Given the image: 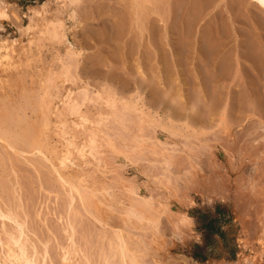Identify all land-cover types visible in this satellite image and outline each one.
Listing matches in <instances>:
<instances>
[{
    "label": "rangeland",
    "instance_id": "obj_1",
    "mask_svg": "<svg viewBox=\"0 0 264 264\" xmlns=\"http://www.w3.org/2000/svg\"><path fill=\"white\" fill-rule=\"evenodd\" d=\"M157 1H2L9 15L0 36L23 42L0 76V136L29 128L34 139L13 150L0 138V209L17 218L0 216L1 262L19 251L13 236L38 264H264V243L256 245L259 234L264 242V153H255L264 145V93L242 98L254 115L238 126L233 79L241 48L264 58V11L238 0L232 11L220 0ZM54 17L62 31L45 38L40 26ZM68 88L85 91L87 119L67 115ZM214 99L223 117L209 113ZM59 122L76 144L93 139L92 158L71 154L75 170L57 163ZM181 219L187 227L177 233Z\"/></svg>",
    "mask_w": 264,
    "mask_h": 264
},
{
    "label": "bare ground",
    "instance_id": "obj_2",
    "mask_svg": "<svg viewBox=\"0 0 264 264\" xmlns=\"http://www.w3.org/2000/svg\"><path fill=\"white\" fill-rule=\"evenodd\" d=\"M3 1V0H2ZM1 0H0V28L2 29V30H4L5 28L4 27H2L3 26V20H5V18H7L8 17V15L6 14V10H5V4L2 2ZM128 1V0H127ZM131 1H133V0H131ZM143 2V0H140V2ZM152 1V3L154 2V6H156V3L158 4V1L157 0H151ZM160 1V0H159ZM194 1V3H193V5L192 6H196V5H198V3L196 2V0H193ZM219 1V0H218ZM234 1L235 0H220L219 2H217V4H215L216 6L217 5H219L221 2L225 5V8L227 9V10H230V11H232V7L234 6L233 4H234ZM239 2H246V4L245 5H247L248 7H255L257 10H255L256 12L258 11H261L262 10V12L264 11V2H262V0H238ZM136 2V1H135ZM141 2V4H144V3H142ZM213 2V1H212ZM132 3V2H131ZM151 3V5H153ZM192 3V2H191ZM191 3H190V5H191ZM128 4V3H127ZM130 4V3H129ZM138 4H140L139 2H138ZM138 4H137V6H138ZM7 5V4H6ZM158 5H160V4H158ZM215 5H213L214 7H216ZM141 5H139V7H140ZM146 6H149L148 4L146 5ZM154 6L152 7V9H153V11H155L156 9L154 8ZM220 6V5H219ZM222 6V5H221ZM7 7V6H6ZM151 7V6H150ZM208 6H205V10H206V8H207ZM237 7V6H236ZM142 8V7H141ZM146 8V7H145ZM144 8V10H143V12H145V10H147V9H145ZM157 8H158V6H157ZM195 8V7H194ZM139 9V8H138ZM137 9V10H138ZM151 9V8H150ZM159 9V8H158ZM261 9V10H260ZM130 10V9H129ZM192 10V9H191ZM249 10V9H248ZM132 11V10H131ZM141 11V10H140ZM139 11V12H140ZM158 11V10H157ZM255 11H253V12H255ZM35 12L36 13H40L41 11L39 10V9H36L35 10ZM134 12V11H133ZM142 12V11H141ZM146 12H148V10L146 11ZM150 12H152V10L150 11ZM156 12V11H155ZM252 12V14H254ZM131 13V12H130ZM129 13V14H130ZM137 13V12H136ZM157 13V12H156ZM261 13V12H260ZM142 14V13H141ZM147 14H150V13H147ZM250 14V13H249ZM6 15H7V17H6ZM77 13L75 12V11H73V13H72V17L75 19V22H76V25L78 26V21H77ZM130 15H132V14H130ZM192 15H193V13H192ZM194 15H196V14H194ZM204 15H206V14H204ZM248 15V14H247ZM114 16V15H113ZM139 16H142V15H140L139 14ZM260 16V15H259ZM133 17V16H132ZM152 18H154L153 16H151ZM151 17H149L150 19H151ZM196 17V16H195ZM202 17V16H201ZM250 17V16H249ZM52 18V17H51ZM114 18H116V17H114ZM119 18V17H118ZM140 18V17H139ZM148 18V17H147ZM234 18V17H233ZM236 18V17H235ZM251 18V17H250ZM30 19L32 20V17H30ZM125 19H126V17H125ZM130 19V18H129ZM141 19V18H140ZM195 19V18H194ZM197 19V18H196ZM7 20V19H6ZM117 20V19H116ZM135 20H137V19H135ZM141 20H143V19H141ZM147 20V19H146ZM149 20V19H148ZM253 20V19H252ZM255 21H257L256 19H254ZM250 21H251V19H250ZM117 22V21H116ZM115 22V23H116ZM121 22V21H120ZM126 22V21H125ZM125 22H123V23H125ZM145 22V21H144ZM258 22H260V21H258ZM258 22H254L255 23V25L258 23ZM138 23V22H137ZM152 23H155V22H153V19H152ZM261 23V22H260ZM42 24V23H41ZM136 24V23H135ZM139 24V23H138ZM259 24V23H258ZM112 25V24H111ZM122 25V24H121ZM133 25V24H132ZM153 25H155V24H153ZM152 25V26H153ZM251 25L252 26H254L252 23H251ZM262 25V24H261ZM48 26H49V29H47V28H45V27H43V26H40V30H41V35L42 36H44L45 38H48V36L50 35V34H60V32L62 31V22H61V20L58 18V17H54L53 19H51L49 22H48ZM261 27V26H260ZM131 28V27H130ZM257 28H258V26H257ZM254 29H255V27H254ZM259 29V28H258ZM133 30V29H132ZM263 31V30H262ZM5 32V31H4ZM155 33V32H154ZM63 34V33H62ZM65 34V33H64ZM139 36H140V34H138ZM18 40H13V41H11L10 39H9V37L8 36H4V35H2V36H0V76H2V74H5L6 72H7V70L10 68V66L13 64V58H14V53H15V44H14V42H17ZM22 41V40H21ZM20 40L18 41L19 43L21 42ZM32 41V33H30V32H28V42H31ZM23 42V41H22ZM20 44H22V43H20ZM260 44V43H259ZM38 47H39V44H38ZM243 49L241 48V51H240V53L238 54V56H237V63H238V74L237 73H233V79H238V100H239V102H238V104L240 105L241 104V100H242V98H247V97H249V99L250 98H252V100H253V98L255 97L256 99H257V102L259 101V99H260V93H264V81H263V84H261V86H258L257 84H256V82H255V80H253V77H252V73H251V71H249V69H247V67L246 66H248V65H246L245 66V64H244V62H245V60L247 61V62H250V63H248L249 64V67H251L252 68V70L253 71H255V73H256V79L257 80H259L260 79V81H261V78L262 79H264V58L262 57V58H260L259 60L260 61H257V62H255L256 60H253L254 58V56L252 57V56H250V55H248L247 54V52H246V50H244V51H242ZM17 52V51H16ZM20 52V51H19ZM18 52V53H19ZM77 53V52H76ZM79 53H81V52H79ZM17 55V54H16ZM79 55V54H78ZM17 57V56H16ZM15 57V59H17ZM196 58V57H195ZM243 58H244V60H243ZM257 60H258V58H257ZM194 61H197V59L196 60H194ZM244 61V62H243ZM240 62V63H239ZM246 62V63H247ZM199 64V63H198ZM195 67H197V65L195 64L194 65ZM198 68V67H197ZM194 71V70H193ZM195 76H194V78H195V87H194V89L195 90H197V89H199V92L197 93V94H195V95H197V96H195V98H196V100H197V102H199V100H200V98L201 97H199V96H202L201 95V84H199V77H198V71L195 69ZM258 71V72H257ZM68 72V71H67ZM235 72V71H234ZM204 75V74H203ZM202 76V75H201ZM3 77V76H2ZM203 77V76H202ZM206 77V76H205ZM2 79V78H1ZM255 79V78H254ZM6 81V80H5ZM207 81V80H206ZM206 81H204V83L206 82ZM2 84V83H1ZM5 84V83H4ZM194 84V83H193ZM201 85V86H200ZM206 86V85H205ZM209 86V85H208ZM199 87V88H198ZM206 89V88H205ZM206 90H208V89H206ZM202 91H203V89H202ZM81 93H80V95L79 94H76V92H74L73 90H71V89H65V92H63V97L61 98V101L62 102H64V104H65V110H66V113H67V115H71V120H72V122H77L76 121V118L77 117H79V118H81L82 117V120H85V119H87V117L86 116H84V115H80V113H79V111H80V105H81V102H80V96L83 94V95H85V91H83L82 89H81V91H80ZM211 93H213V92H211ZM203 94V93H202ZM79 95V96H78ZM204 95H206L205 93H204ZM207 96V95H206ZM194 98V97H193ZM222 98V97H221ZM236 98V97H235ZM243 99L244 101H246L247 99ZM205 100H206V98H205ZM250 101V100H249ZM256 101V100H255ZM224 102V101H223ZM234 102V101H233ZM192 103H194V102H192ZM201 102H199V103H197V104H200ZM245 103H247V102H245ZM254 103V102H253ZM63 104V105H64ZM221 105V103H220V99L219 100H213L211 103H210V105H209V108H208V110H209V113H212V114H214V113H216L217 111H218V109H219V106ZM230 104V103H229ZM194 105H195V103H194ZM232 105V104H231ZM230 105V106H231ZM248 105H249V103H248ZM256 105V104H255ZM258 105V104H257ZM17 106V105H16ZM200 106V105H199ZM245 106V105H244ZM250 106V105H249ZM202 107V106H201ZM252 107V106H251ZM17 108V107H16ZM56 108V107H55ZM55 108H54V110H55ZM252 108H255V110H256V106L255 107H252ZM258 109V108H257ZM192 110L194 111V108H192ZM205 110V107H204V109H203V111ZM206 110H207V108H206ZM250 110V108H248L247 106H245V108L243 109V104H242V106L240 105L239 107H238V126H240V125H242L241 123L243 122H245L246 120L248 121L249 119H252V114L254 113V109L253 110H251V111H249ZM3 111V110H2ZM220 111V110H219ZM217 112V113H219V115H220V112ZM258 111V110H257ZM257 111H255V112H257ZM4 112V111H3ZM252 112V113H251ZM41 113V112H40ZM199 113V110H198V112H197V110H195L194 111V113L192 114V115H194V117H197L198 118V116H200V115H198L197 116V114ZM202 113V112H201ZM6 114V113H5ZM205 114H206V112H205ZM254 115V114H253ZM3 116V115H2ZM81 116V117H80ZM207 116V115H206ZM205 116V117H206ZM221 117H223L222 115H220ZM16 118V117H15ZM201 118H202V116H201ZM196 119V118H195ZM2 120V119H1ZM25 120V119H24ZM220 121H221V119H220ZM252 121V120H251ZM35 123V122H34ZM7 124V123H6ZM44 124V123H43ZM77 124V123H76ZM17 125V124H16ZM28 125V124H27ZM247 125V124H246ZM252 125V124H251ZM3 126V125H2ZM33 126V125H32ZM58 126V125H57ZM20 127V126H19ZM25 127V126H24ZM24 127H22V128H24ZM59 127H60V136H61V153H60V155L58 156V158H57V163H58V165L60 164V165H63V166H65V168H67V167H69V169L71 168V170H75L77 167H78V164H77V162H75V160H73V158L71 159V154H73V153H75V155H78L77 157H81L82 159H85V158H87V157H93L94 156V153H93V144L91 143L92 142V140L90 139V142L88 141V142H81L82 144H76L75 143V141H73L74 139H72V136H71V134L68 132V131H66L65 130V128H64V122L62 123H60L59 122ZM247 127V126H246ZM257 127V126H256ZM15 128V127H14ZM249 128H250V126H249ZM259 128V127H258ZM258 128H256V129H258ZM6 129H7V127H6ZM245 129V128H244ZM247 129V128H246ZM254 129V128H253ZM28 130H29V132H31V130L28 128L27 129V132L25 131V132H21V134H19V135H13V137H12V135L11 136H8V134L5 132V131H2L1 132V136H0V138L2 139V138H4V139H6L5 140V143L7 142V148L8 147H11L13 150H17V142L18 141H23V142H25L26 144H30L31 142H32V140L34 139L33 137L31 138V134L29 135V132H28ZM37 130V129H36ZM242 130V129H241ZM249 130H251V129H249ZM8 131V130H7ZM19 131V130H18ZM245 130H243V132H244ZM248 131V130H247ZM252 131V133H254L253 132V130H251ZM9 132V131H8ZM239 132V131H238ZM256 132V131H255ZM32 133V132H31ZM37 133V132H36ZM252 133H250V134H252ZM242 134V133H241ZM244 134H246V132L244 133ZM248 134V133H247ZM246 134V135H247ZM261 134V133H260ZM249 135V134H248ZM252 135H254V134H252ZM252 135H250V136H252ZM258 135H259V133H258ZM4 136V137H3ZM239 136V135H238ZM250 136H248V139H249V137ZM257 136V135H256ZM255 136V137H256ZM239 137H241V136H239ZM242 137H243V135H242ZM37 138H39V137H37ZM74 138V137H73ZM31 139V140H30ZM240 139V138H239ZM244 139V138H243ZM245 139L247 140V138L245 137ZM259 139V138H258ZM255 140V139H254ZM261 141V140H260ZM95 142L96 141H94V144H95ZM259 142V141H258ZM4 143V144H5ZM258 144V147H255L254 149H255V153L258 155V156H260V158L262 159V157H263V155H262V153H264V149H263V147H264V145H263V141L262 142H259V143H257ZM256 145V144H255ZM95 146V145H94ZM257 146V145H256ZM54 147V146H53ZM38 148V147H37ZM19 149V148H18ZM58 149V148H57ZM56 149V150H57ZM8 150V149H7ZM253 151V150H252ZM27 152V151H26ZM29 152V151H28ZM45 152V151H44ZM257 156V157H258ZM257 157H256V159H257ZM259 158V157H258ZM259 158V160H261ZM257 161V160H256ZM263 161V160H262ZM56 162V161H55ZM10 163V162H9ZM79 165H81V164H79ZM57 166V165H56ZM259 169V168H258ZM79 170V169H78ZM81 170H82V167H81ZM260 170V169H259ZM77 171V170H76ZM259 172V171H258ZM71 173H72V171H71ZM74 173V172H73ZM76 174V173H75ZM81 174H82V172H81ZM77 175V174H76ZM75 175V176H76ZM67 178V177H66ZM79 178H80V176H79ZM68 179V178H67ZM72 180V179H71ZM82 180V179H81ZM73 181V180H72ZM75 181V180H74ZM74 183H76V182H74ZM80 183V182H79ZM77 184H78V182H77ZM71 185V184H70ZM4 186V185H3ZM75 186V185H74ZM72 187V186H71ZM262 187V186H261ZM11 188V187H10ZM72 189V188H71ZM6 190V189H5ZM10 190V189H9ZM73 190H75V189H73ZM78 190H79V188H78ZM77 190V191H78ZM80 190H82V188L80 189ZM262 190V189H261ZM76 191V192H77ZM6 192V191H5ZM260 192V191H259ZM83 193H85V192H83ZM82 195V194H81ZM257 197H259L258 195H257ZM261 200V199H260ZM258 202V201H257ZM261 202V201H260ZM13 204V203H12ZM11 205V204H10ZM7 207H8V205H7ZM6 207V208H7ZM5 208V207H4ZM12 208V207H11ZM6 210V209H5ZM8 210V209H7ZM13 211H15V209H13ZM14 213V212H13ZM0 216H3V217H8V218H10V219H17L16 217H15V215H13L12 213H11V211H9V212H5V211H3L2 209H0ZM15 221V220H14ZM17 224H19V226L21 227V226H23V225H21L20 224V221H18L17 220ZM73 227V226H72ZM19 233H20V235L22 234V229L19 231ZM262 236V234H259L258 236H257V238H256V245L258 246V248L261 250V247H263V237H261ZM11 238L13 239V243H12V245H17L18 246V248H19V251L18 252H15L14 250H12V248H11V251L12 252H10V250L9 251H7L8 252V254L5 256L6 258H5V261L7 262V261H11V262H13L14 264H38L35 260H33L31 257H30V255L28 254V252H27V250H26V247H25V244L23 243V242H20V240H19V237H13V236H11ZM26 240V239H25ZM244 247H246V245H243ZM10 249V248H9ZM14 249V248H13ZM82 249V248H81ZM89 249V248H88ZM101 249V248H100ZM250 249H251V247H250ZM73 251V250H72ZM89 251H90V249H89ZM105 251V250H104ZM119 251H120V253H121V255L124 257V256H126L127 255V253H126V251H125V249H124V246L123 245H121L120 246V249H119ZM101 252H102V250H101ZM100 253V252H99ZM63 254V253H62ZM106 254H108L109 255V253L107 252ZM260 254H261V252H260ZM71 255V254H70ZM86 255V254H85ZM96 255V254H95ZM101 255V254H100ZM105 255V254H104ZM103 255V256H104ZM107 255V256H108ZM111 255H113V254H111ZM93 256V255H92ZM110 256V255H109ZM87 257H88V255H87ZM91 257V256H90ZM94 257V256H93ZM100 257V256H99ZM35 258V257H34ZM64 261L65 262H67L68 261V257H65L64 256ZM107 258V257H106ZM109 258L110 257H108V260H109ZM123 261H124V258L122 259ZM38 261V260H37ZM88 261H90V260H88ZM110 261V260H109ZM108 261V262H109ZM6 262H4V263H6ZM44 262V261H43ZM69 262V261H68ZM80 262V261H79ZM78 262V263H79ZM84 262V261H83ZM106 262V261H105ZM125 262V261H124ZM3 262H1V260H0V264H4ZM76 263V262H75ZM77 263V264H78ZM90 263H92V262H90ZM110 263V262H109ZM108 263V264H109ZM41 264V263H40ZM43 264H46L45 262L43 263ZM88 264V263H87ZM94 264V263H93ZM107 264V263H106ZM132 264H134V263H132Z\"/></svg>",
    "mask_w": 264,
    "mask_h": 264
},
{
    "label": "clouds",
    "instance_id": "obj_3",
    "mask_svg": "<svg viewBox=\"0 0 264 264\" xmlns=\"http://www.w3.org/2000/svg\"><path fill=\"white\" fill-rule=\"evenodd\" d=\"M262 2H264V0H262ZM183 227H187V223L183 219H181L180 221H178L175 231L177 233H179L181 228H183ZM174 238H176V237L174 236Z\"/></svg>",
    "mask_w": 264,
    "mask_h": 264
}]
</instances>
